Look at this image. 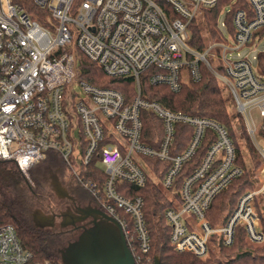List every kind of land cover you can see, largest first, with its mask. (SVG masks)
I'll return each instance as SVG.
<instances>
[{
    "label": "built area",
    "instance_id": "built-area-1",
    "mask_svg": "<svg viewBox=\"0 0 264 264\" xmlns=\"http://www.w3.org/2000/svg\"><path fill=\"white\" fill-rule=\"evenodd\" d=\"M33 1L47 11L45 24L13 0H0V160L15 161L29 177L31 168L49 152L58 154L71 176L119 221L135 264L151 260L144 198L125 196L118 183L145 185L149 172L144 157L170 162L159 182L172 202L165 215L176 250L206 258L219 241L231 246L239 225L251 242H264V180L241 195L224 224L213 226L207 217L216 196L244 173L229 129L215 118L173 110L143 97L140 82L142 73L151 70L152 84L178 92L185 82L200 81L205 65L230 93L264 160V69L258 66V54L254 63L239 52L244 47L254 50L264 39L260 35L264 0H249L252 13L237 9L234 31L228 35L222 28L226 21L221 22V37L203 49L191 43L192 24L219 0ZM79 53L111 76L134 78L136 96L127 102L120 90L80 79ZM143 110L163 121L158 147L142 140ZM178 123L192 126L193 133L187 146L174 154ZM208 130L216 139L177 186L178 176L197 155ZM106 138L110 141L100 148ZM95 156H100L107 175L102 188L86 178ZM260 173L264 175V163ZM0 264L53 263L36 259L17 228L8 223L0 224Z\"/></svg>",
    "mask_w": 264,
    "mask_h": 264
},
{
    "label": "trees",
    "instance_id": "trees-1",
    "mask_svg": "<svg viewBox=\"0 0 264 264\" xmlns=\"http://www.w3.org/2000/svg\"><path fill=\"white\" fill-rule=\"evenodd\" d=\"M13 1L25 8L33 18L45 24L47 11L38 7L33 0ZM228 4L231 5L226 12L225 21L231 33L234 31L233 15L237 9L242 8L252 13L249 0H219L216 5L205 8L203 28L216 38H220L222 34L220 27L221 10ZM260 35L264 37V29L260 30ZM191 43L200 49L205 46L204 35L198 23L192 24ZM78 57L80 79L98 86L120 90L127 102L136 96L137 86L134 78L111 76L84 54L79 53ZM257 62L258 66L264 69V49L258 52ZM150 71L146 70L140 76L143 97L159 101L173 110L217 119L229 129L240 150L232 122L233 117L229 113L222 87L208 67L202 66L203 76L200 81L189 80L183 84L178 92L171 90L164 84H152L149 80ZM142 120L143 142L158 147L164 134L163 121L148 110L142 111ZM240 125L244 129L242 117ZM192 133V126L183 123L176 124V137L172 153L176 154L182 151L187 146ZM215 139V133L208 130L197 155L178 176L177 186L181 184L186 175L199 165ZM108 141L110 139L106 138L101 142L100 148ZM247 143L254 166L261 167L264 163L263 157L254 148L249 135L247 136ZM50 153L54 154L55 152ZM100 161V156L93 158L86 178L96 181L102 188L107 175ZM144 162L149 172V178L145 185L138 186L130 182L118 183V189L125 196H142L144 198L145 221L152 239V248L149 252L151 260H145L144 264H155L157 259L160 260V264H264V242H251L247 237L245 227L242 225L236 228L235 240L231 246L224 245L222 241H219L216 249L211 251L206 258L198 257L189 251L176 250L171 243V227L165 215L166 210L172 206V202L159 182V178H162L169 168L170 162L155 157H144ZM240 163L244 167V173L235 178L216 196L207 212L208 220L213 226L224 224L235 210L241 195L253 187L254 180L241 154ZM33 182L34 185L15 161L0 160V224H13L17 228L23 245L33 253L36 259L49 260L53 264H62L59 253L52 252L49 248V230L39 227L34 220L32 206L34 202H40L42 198L37 192L36 182L38 183V178L33 176ZM93 196L99 201L97 196ZM263 210L261 208V214L264 213ZM127 217L130 221V217Z\"/></svg>",
    "mask_w": 264,
    "mask_h": 264
},
{
    "label": "rangeland",
    "instance_id": "rangeland-1",
    "mask_svg": "<svg viewBox=\"0 0 264 264\" xmlns=\"http://www.w3.org/2000/svg\"><path fill=\"white\" fill-rule=\"evenodd\" d=\"M228 10H229V7H226L224 12L220 15V23L225 22V16ZM203 23H204V17L199 18L198 26L202 30V33L204 35L205 45H206L210 41H214L217 38L212 36L210 32L207 31V29L203 28ZM222 28L224 31L225 30L227 31L228 35L230 34L227 27L226 28L222 27ZM263 49H264V39L259 42L258 46L254 50H251L250 47H244L239 52L241 56H245L248 54L250 59L255 63L254 56H256L258 52ZM232 55L233 57L238 56L236 52H232ZM222 93L227 101L229 113L233 117L232 122H233L234 129H235V135L238 139L240 153L242 157L245 159V162L249 169V173L252 179L254 180L253 187L250 190L257 189L264 180V175L260 173L262 166L256 167L253 164L252 157L250 155L248 143H247L248 134L245 130L246 128H245L244 118L237 112L234 101L232 100L230 93L224 88L222 89ZM241 117L244 123V129L240 125ZM254 117H255L256 122L261 121V116L258 113H255ZM250 140L254 148L256 149L253 140L251 138ZM63 175H66L69 178L72 177L69 166L61 157L60 158L57 157L54 159L51 156L49 159H45L41 161L40 163H38L37 165H35L29 171L28 178L30 179L33 185H34L33 176L38 178V183L36 182V187H37V192L42 198V200L40 199L41 200L40 202H34L32 206L33 207L32 211L34 213L37 211V212H40L42 215L43 214L50 215V213L52 212H59L63 214V213H67L68 210L72 207V206H69L68 204L69 198H68L67 192H65V189H63L62 187L60 188L63 191H60V190L58 191V189H56V185L58 181L60 182V180L63 178L62 177ZM72 179L75 181L76 185H79L77 187L79 188L80 192L78 191V193H75L76 196H79V198H80V195L92 196V194L90 193L88 189L80 185L77 182V180H75L74 178ZM61 181L63 182V179ZM261 205H262V198H261ZM66 228L67 227L63 225L62 221L60 222L57 221L55 227L53 228L51 227L50 229H48L50 232V235H49L50 247L49 248L52 252L59 253V259L62 264H66V261H67L66 260L67 258L65 257V254H66L65 248L68 247L69 241L71 239H76L79 234V232H77L71 235L67 232H64Z\"/></svg>",
    "mask_w": 264,
    "mask_h": 264
},
{
    "label": "water",
    "instance_id": "water-1",
    "mask_svg": "<svg viewBox=\"0 0 264 264\" xmlns=\"http://www.w3.org/2000/svg\"><path fill=\"white\" fill-rule=\"evenodd\" d=\"M103 214L118 228V234L112 225L96 224L94 228H86L65 249L66 264H135L121 224L113 216ZM155 264H160V260Z\"/></svg>",
    "mask_w": 264,
    "mask_h": 264
},
{
    "label": "crops",
    "instance_id": "crops-1",
    "mask_svg": "<svg viewBox=\"0 0 264 264\" xmlns=\"http://www.w3.org/2000/svg\"><path fill=\"white\" fill-rule=\"evenodd\" d=\"M55 154L56 153L48 154L46 159H49L51 156L54 159L57 157L60 158L58 154L57 155ZM62 177H63L62 178L63 182L61 181L62 179L60 180V182L58 181L56 185V189H58V191L59 190L63 191L60 188L62 187L63 189H65V192H67L68 198L75 201V207L70 208L68 210V212L70 213L68 215V218L70 219L69 222L63 223V225L67 227L64 231L67 232V230L71 229L69 232H71L72 234H75L77 233V231L74 232V229L81 227L82 231L79 232V234H81L85 231L86 228L91 229V228L96 227V224H99L101 226L113 225V223L104 216L103 213H106V211H104V209L101 207L100 202L93 195L92 196L80 195V198H79V196H76L75 194V193H78L79 191V188L77 187L79 185L75 184V181L72 179V177L69 178L66 175H63ZM42 216H43V223L37 224V225L44 229L48 230L51 227L53 228L56 226L57 221L60 222V219L58 217L56 218L52 217V213H50V215L43 214ZM76 239H71L70 242H73Z\"/></svg>",
    "mask_w": 264,
    "mask_h": 264
},
{
    "label": "flooded vegetation",
    "instance_id": "flooded-vegetation-1",
    "mask_svg": "<svg viewBox=\"0 0 264 264\" xmlns=\"http://www.w3.org/2000/svg\"><path fill=\"white\" fill-rule=\"evenodd\" d=\"M68 204H69V206H72L71 208H74L75 207V201H73L72 199H70L69 198V201H68ZM70 213L68 212V213H63V214H61V213H59V212H52V217L53 218H56V217H58L59 219H60V221H62L63 223H66V222H69V218H68V215H69ZM34 220H35V222L37 223V224H41V223H43V216L41 215V213L40 212H35L34 213ZM112 227H113V231H115V233H117L118 234V228L113 224L112 225ZM71 229H69V230H67V232L70 234L71 232H69ZM75 231H77V232H81L82 231V228L81 227H79V228H77V229H74V232ZM64 232H66V231H64ZM72 234V233H71ZM79 235L80 234H78V237H79ZM70 242V241H69ZM71 243V242H70Z\"/></svg>",
    "mask_w": 264,
    "mask_h": 264
}]
</instances>
